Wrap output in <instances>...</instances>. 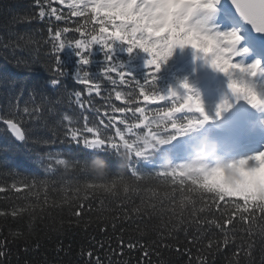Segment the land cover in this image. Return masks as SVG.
<instances>
[{"label": "trees", "instance_id": "1", "mask_svg": "<svg viewBox=\"0 0 264 264\" xmlns=\"http://www.w3.org/2000/svg\"><path fill=\"white\" fill-rule=\"evenodd\" d=\"M53 7L69 13L68 0H54ZM37 14L34 0H0L4 264H261L264 184L231 190L225 182H216V168L202 166L195 157L209 137L220 133L213 123L222 124L231 116L224 111L217 118L216 109L204 103L205 94L232 104L237 117L247 112L252 117L260 108L237 100L228 88L227 74L213 68L202 53L191 46L176 47L156 73L155 90L184 94L180 85L186 81L210 120L196 123L203 117L183 111L174 113L176 120L151 122L138 121L131 112L117 113L128 116L129 123L113 135L93 133L72 140L66 121L77 127L84 123L85 112L76 102L79 93L92 107L109 102L115 107L139 106L149 119L166 116L179 101L145 100L137 90L129 105L132 86L112 85L103 78L102 94L110 99L94 91L89 96L77 79L81 65L76 49L65 46L58 57L52 55L49 18L41 20ZM69 20L84 22L83 17ZM93 26L89 23L88 30ZM57 59L60 72L53 70ZM115 59L136 80L146 79L148 55L142 50L129 53L127 45L120 44ZM89 60L88 73L100 79L104 53L99 46H93ZM112 76L119 81L115 73ZM115 91L121 92V99ZM86 114L90 122L96 120L94 112ZM5 121H16L23 133L20 142Z\"/></svg>", "mask_w": 264, "mask_h": 264}, {"label": "snow or ice", "instance_id": "2", "mask_svg": "<svg viewBox=\"0 0 264 264\" xmlns=\"http://www.w3.org/2000/svg\"><path fill=\"white\" fill-rule=\"evenodd\" d=\"M34 2L38 8V18L41 20L49 18L47 43L51 45V54L58 57L65 46L76 49L81 65L77 79L88 89L89 96L94 91L97 97L106 101L110 99L102 94L103 78L112 85L119 82L121 85L132 86V92L127 94L129 105L135 102L137 90L145 100L158 97L161 100L179 101V107L170 109L166 116L149 119L145 115V110L139 106L115 107L109 102L106 106L92 107L91 102L82 100L79 93L76 102L85 112L84 123L77 127L70 119L66 121L65 131L70 133L72 140H76L77 136H90L93 133L105 137L113 135L121 128L120 125L129 123L128 116L118 117L117 113L131 112L136 120L151 122L165 117L176 120L173 118L174 113L183 111L193 113L190 116L199 114L203 117L202 120L195 121L196 123L210 120L211 117L205 112L199 96L191 94V86L186 81L180 85L185 90L184 94L169 90L168 95H163L155 90L156 73L172 56L176 47L191 46L202 53L213 68L227 74L228 88L237 100H244L254 108H264V91H261L256 83V78L264 74V63L260 60L248 65L234 62V57L238 54L236 45L241 40L238 31L215 32L207 25V20L215 11L218 0H68L67 16L53 7L54 0ZM58 2L64 3L65 0ZM232 3L239 15L256 31L264 32V0H232ZM89 12L91 15H88ZM69 17H83L84 22L70 21ZM51 18L57 23L53 24ZM60 22L64 26H61ZM89 23L94 25L91 30L87 28ZM95 25H99L98 29ZM77 34L80 38H77ZM120 44L127 45L129 53L140 49L148 55L145 67L149 71L145 80H136L125 70L124 64L115 59V51ZM93 46H99L104 53V67L100 79L91 78L87 71L90 63L89 53ZM58 64L57 59V67L53 69L56 72L61 71ZM112 73L119 77V81L113 78ZM115 96L117 100L121 99V92L115 91ZM230 107L231 105L224 101L217 107L216 117L219 118ZM87 111L94 112L95 121H89ZM136 113H140V116L137 117ZM192 122L189 121V125ZM10 125L12 130L19 134L20 129L16 121H11ZM173 126L179 127L178 124ZM261 165H264V151L242 159L239 161V167L229 166L230 169L236 170L227 171L226 178L234 187L249 186L258 178L256 169ZM11 215L15 217L18 213L13 210ZM5 247L6 241L0 242V258L7 255ZM208 247L209 250L213 247L211 242ZM0 264H4L3 259H0ZM261 264H264V261Z\"/></svg>", "mask_w": 264, "mask_h": 264}, {"label": "rangeland", "instance_id": "3", "mask_svg": "<svg viewBox=\"0 0 264 264\" xmlns=\"http://www.w3.org/2000/svg\"><path fill=\"white\" fill-rule=\"evenodd\" d=\"M222 2L218 0V3ZM222 12L216 13L215 11L210 14L207 25L210 30L215 32H228L232 30L238 31L241 40L236 45V52L238 53L234 57V62L243 65H248L256 60H260L264 63V45L255 39L252 32L246 27L243 21L226 6L222 7ZM256 83L261 91H264V74L259 75L256 78ZM203 101L210 103V106L217 110V107L221 104L216 100L211 99L207 94L204 95ZM264 109V108H263ZM264 111V110H263ZM254 110L257 119L253 120L254 124H263V131L258 134L250 133L247 131V127L237 123L235 114L232 108L226 110L231 116L228 120V131H224L222 134H218L214 137H209L206 143L201 145L196 151V158L201 160V165L206 163L212 165L217 169L216 182H225L231 190L242 189L246 187H234L232 186L227 178V171H235L236 168H229V166L239 167V161L242 159L252 156L257 152L264 151V112ZM246 115V113H244ZM241 115V122H242ZM246 120L250 121V118L246 116ZM245 121V120H244ZM226 126V125H225ZM253 127V126H252ZM224 130V129H222ZM257 179L253 181L251 185L258 186L264 184V165L259 166L256 169ZM250 186V185H249Z\"/></svg>", "mask_w": 264, "mask_h": 264}, {"label": "water", "instance_id": "4", "mask_svg": "<svg viewBox=\"0 0 264 264\" xmlns=\"http://www.w3.org/2000/svg\"><path fill=\"white\" fill-rule=\"evenodd\" d=\"M225 1V3L227 4V6L233 11V12H235L237 15H239V13L236 11V8H235V6L233 5V3H232V0H224ZM240 16V15H239ZM241 17V16H240ZM242 18V17H241ZM243 19V18H242ZM243 21L246 23V25L253 31V33L257 36V38L259 39V40H261L263 43H264V32H258V31H256L254 28H253V26L250 24V23H248L247 21H245L244 19H243ZM10 122L11 121H6L5 122V124H6V126H7V128H8V131H9V133L12 135V137L16 140V141H21L22 140V137H23V135H22V131H21V129H20V132H19V134H17V132H14L13 130H12V128H11V125H10Z\"/></svg>", "mask_w": 264, "mask_h": 264}, {"label": "clouds", "instance_id": "5", "mask_svg": "<svg viewBox=\"0 0 264 264\" xmlns=\"http://www.w3.org/2000/svg\"><path fill=\"white\" fill-rule=\"evenodd\" d=\"M96 167H102V165H96Z\"/></svg>", "mask_w": 264, "mask_h": 264}]
</instances>
